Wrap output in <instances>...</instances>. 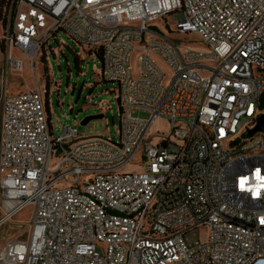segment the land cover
Wrapping results in <instances>:
<instances>
[{
  "label": "built area",
  "instance_id": "1",
  "mask_svg": "<svg viewBox=\"0 0 264 264\" xmlns=\"http://www.w3.org/2000/svg\"><path fill=\"white\" fill-rule=\"evenodd\" d=\"M175 14L173 32L204 50L151 25ZM60 30L101 53L120 129L54 138L50 96L48 110L44 91L4 87L0 228L31 215L0 264H264V132L249 135L264 116V0H10L4 73L46 55Z\"/></svg>",
  "mask_w": 264,
  "mask_h": 264
},
{
  "label": "rangeland",
  "instance_id": "2",
  "mask_svg": "<svg viewBox=\"0 0 264 264\" xmlns=\"http://www.w3.org/2000/svg\"><path fill=\"white\" fill-rule=\"evenodd\" d=\"M181 17V14L169 15L166 19H160L151 25L181 44L204 50L196 35L173 32ZM43 54L38 61H27L22 71L8 72L6 75L4 73L6 50L2 49L0 40V95L4 87L8 95L30 90L44 91L46 96H50L54 138L61 135L64 126L76 127L79 134L85 137L115 138L121 122L118 86L116 83L102 80V61L96 52L94 50L91 52L88 47L76 43L60 30L57 36L50 40L46 55ZM155 59L165 72L168 84L172 77L170 68L159 58ZM137 65L135 56L134 74L137 73ZM202 74L207 76L205 73ZM98 115H102V118L82 125L86 118ZM137 117L147 119L148 115L139 113ZM155 129L168 132L166 122L161 120L155 123L153 130ZM158 142L157 137L156 143ZM30 215L31 209L26 208L0 228V249L11 239L27 237L26 227ZM202 235L203 230L196 229L186 234V237L190 242H195Z\"/></svg>",
  "mask_w": 264,
  "mask_h": 264
},
{
  "label": "water",
  "instance_id": "3",
  "mask_svg": "<svg viewBox=\"0 0 264 264\" xmlns=\"http://www.w3.org/2000/svg\"><path fill=\"white\" fill-rule=\"evenodd\" d=\"M101 118H102V115L86 118L82 122V125H87L90 121L95 120V119H101ZM257 132H264V116L259 118L257 127L255 129L251 130L249 132V135L251 136V135H253V134L257 133Z\"/></svg>",
  "mask_w": 264,
  "mask_h": 264
},
{
  "label": "trees",
  "instance_id": "4",
  "mask_svg": "<svg viewBox=\"0 0 264 264\" xmlns=\"http://www.w3.org/2000/svg\"><path fill=\"white\" fill-rule=\"evenodd\" d=\"M10 4V0H0V23L1 22H5V14H6V10L8 8ZM2 49L5 50L4 45L2 44ZM97 55L100 57L101 59V53L97 52ZM45 56V55H43ZM47 108L49 110V97L47 96Z\"/></svg>",
  "mask_w": 264,
  "mask_h": 264
}]
</instances>
